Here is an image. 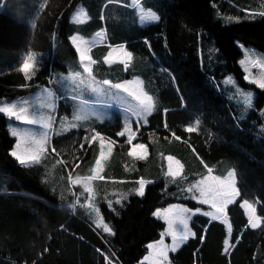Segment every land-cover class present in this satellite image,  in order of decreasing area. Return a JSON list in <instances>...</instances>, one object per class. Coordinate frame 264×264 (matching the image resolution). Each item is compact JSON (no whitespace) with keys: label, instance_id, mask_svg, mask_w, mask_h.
<instances>
[{"label":"trees","instance_id":"1","mask_svg":"<svg viewBox=\"0 0 264 264\" xmlns=\"http://www.w3.org/2000/svg\"><path fill=\"white\" fill-rule=\"evenodd\" d=\"M79 1L0 0V58L5 61L0 60V101L28 94L35 82H47L53 70H67L68 56L76 54L68 24ZM143 2L160 14L128 45L142 68L137 72L158 101L145 128L156 129L164 141L173 136L175 141L165 147L175 142L176 150L186 143L207 163L228 159L237 171L240 189L228 206L231 250L225 251L226 223L199 214L192 223L195 235L163 264H264V134L257 126L262 121L264 88L245 80L240 65L244 53L238 44L242 41L264 50V0ZM32 51L43 53L42 67L28 78L20 70V61ZM229 73L257 88L256 108L247 119L237 117L219 87ZM9 119L0 112V264H147L140 261L149 243L166 229L156 209L174 202L203 206L189 191L199 176L165 175L148 184L143 195L133 193L114 203L99 199L100 213L112 229L104 233L93 225L94 217L82 210L84 197L76 198L80 187L73 189L68 175L69 192L62 194L63 182L48 176L54 167L45 161L21 164L11 154L16 137L9 130ZM122 127L120 117H115L98 124L97 130L122 140L118 135ZM74 134L73 130L54 135L50 151L69 162L73 156L82 158L79 167L92 159V153L88 141L81 147V137L64 150L62 142L72 141ZM143 140L154 154L155 145ZM56 148L61 150L53 151ZM60 167L68 174L66 164ZM244 200L260 201V228L249 224ZM67 203L75 208L65 207Z\"/></svg>","mask_w":264,"mask_h":264},{"label":"crops","instance_id":"2","mask_svg":"<svg viewBox=\"0 0 264 264\" xmlns=\"http://www.w3.org/2000/svg\"><path fill=\"white\" fill-rule=\"evenodd\" d=\"M145 4L143 0H80L76 4L70 14L68 24V38L76 54L68 56L67 70H53L47 82H35L28 94L0 101V108L6 101L16 105L14 110L21 118L16 117L14 122L21 126L20 131L26 133L22 137L14 135L16 142L12 152L15 151L16 143L20 139L24 141L28 136H32V140L36 141L37 137L40 138L42 134L50 135L46 141L51 143V137L53 139L54 135L66 134L74 130V136L80 137L81 132L87 131L90 134L87 140V150L90 149L92 153L90 168L83 169V162L78 167L82 158L78 159L73 156L70 158L71 163L66 159L68 162L66 164L67 175L69 181L76 178L107 182L106 193L111 203L120 202L133 193L138 194L141 180L144 182V194L148 184L162 179L165 175H197L199 178L189 187L190 196L206 210L205 212L194 210L191 212L189 225L192 233L188 230V239L184 240L181 246L195 235L192 223L195 216L201 214L207 216L210 221L221 220L226 223L228 234L225 244L227 250H231L233 248L232 227L228 217V206L240 195L238 175L232 163L228 159H222L214 164L207 163L194 148H190L186 143L176 150L175 142L174 145L165 147L166 142L175 141L173 136H167L169 140L164 141L161 133L156 129L145 128L149 124V117L158 105V101L146 88L142 74L137 72L142 68L137 65L128 47L130 42L139 38L143 26L157 21L149 18L155 16L160 19V14ZM33 56L35 60L31 63L34 66L29 68L26 75L28 78L35 77L42 67V55L39 53ZM26 58H23V61ZM20 64L22 67V62ZM104 81L109 83L104 84ZM115 84L125 85L128 92L112 87ZM136 95L145 100L146 97L152 98L153 108L150 113L142 111L140 101L135 98ZM61 107L67 111L69 108L70 112L61 114L63 113ZM21 108L25 109L23 113L20 112ZM115 117H120L122 123L123 118L134 119L137 124L136 133L141 130L140 135H136L132 129L127 128L123 136L118 132L119 137H122L121 140L97 130L98 124ZM34 119L38 122L29 123ZM143 138L154 140L153 142L156 143L154 154L150 147L148 149L147 145L142 144L145 143ZM98 160L99 162L106 160L109 163L107 164L108 173L94 171V164ZM52 170L57 171L56 167L49 169V172L52 173ZM61 172H63L62 169ZM121 186L124 190L119 189ZM79 187L77 191L80 193L76 195V198L78 199L80 194L84 197L81 204L82 210L94 217V224L97 221H104L109 226L100 210H96L99 198L91 201L90 190L87 186L80 185ZM209 188L211 190H208ZM194 191L198 192L197 197L193 195ZM202 191L203 194H201ZM229 199L231 202H226ZM245 201L247 204L244 203ZM248 203V200L242 202L248 220L254 218L259 224L257 228H260L263 223L261 216L256 214L257 209L253 206L254 204L249 208ZM213 204L223 206V213L217 212ZM64 205L67 208H75L74 203ZM184 205L187 204L174 202L156 209L155 214L166 222L167 228L169 222L159 217L158 214L164 209L172 211L175 213V223H181L180 216L185 211ZM213 215L218 218L214 219ZM96 227L104 233L112 232L110 226L108 228L111 231H105L97 225ZM182 228L184 225L180 224L179 230ZM163 237L162 233L157 240ZM165 240L171 243V235L167 234ZM150 243L149 251H151ZM177 249L171 250L168 258L149 263L144 262L143 257L140 262L147 264L169 262L171 253Z\"/></svg>","mask_w":264,"mask_h":264},{"label":"rangeland","instance_id":"3","mask_svg":"<svg viewBox=\"0 0 264 264\" xmlns=\"http://www.w3.org/2000/svg\"><path fill=\"white\" fill-rule=\"evenodd\" d=\"M239 46L241 47V49L243 50V56L240 59V65L244 70V75H245V80L248 83L254 84L257 87L260 88H264L260 86V83L264 82V50L260 49L259 47L255 46V45H246L244 44L242 41H238ZM43 54L41 51H32L30 53H26L25 56H23L21 58V61H23V58H26V56L28 57L29 55H31L33 57V61L35 60L33 55H38V54ZM0 60L5 64V61L0 58ZM32 61V62H33ZM219 87L221 89V91L225 94V96L228 98V100L233 104V106L235 107L236 110V114L237 117L240 119H247L249 118L250 114L252 113L253 109L256 108V99H257V88L254 86H249V85H245L243 84L238 77L236 76V74L234 73H229L228 75H226L219 84ZM249 100H250V104H249ZM4 104L1 106L2 107H6L8 106L10 103L12 102H3ZM260 114H261V120L260 122L257 123L258 126V130L260 133L264 134V106L259 109ZM9 116V130L10 132L13 134L14 132L17 133V136L22 137L23 135H25L26 133H23L22 131H20L19 129L21 128L20 125H17L14 122V119H16V117L11 116L10 114L6 113ZM64 115V112L61 113ZM112 120V119H111ZM121 120V118H120ZM137 124L134 121V119H126L123 118V127L122 129L119 131V133L123 132L125 133L127 128H130L133 130V132L136 133V128ZM140 131L138 130L136 135L139 134L140 135ZM58 135H62V134H57ZM50 135H46V134H42L40 138L37 137V140L34 141L32 140V136H28L24 141H20L16 143V148H15V152L17 153V156L23 158L26 163L28 165H34L39 161H45L48 167H56L57 171L52 172L51 174H48L49 179L53 180V179H57L59 182H63V187H61V193L62 194H66L67 192H69V186H67V179L68 177L66 176L67 174H65L64 168H63V172H61V168L60 164L63 162L64 164H67L68 162L66 161V158L64 159L63 156L61 157H57V156H53L51 154V146H53V139L51 137V143H47V138ZM52 136V135H51ZM90 134L85 131V132H81L80 133V144L81 147H83V142L87 141L89 138ZM79 138V136H74L72 139V141H64L62 142L64 150L67 149L69 146L71 147L72 144L74 143V141H76V139ZM38 141H43L42 145H38L36 142ZM154 141V140H153ZM153 141H151L153 144ZM139 143H142L140 141H137ZM145 144L147 145L148 149H149V143L144 141ZM41 149V150H37V149ZM61 150L56 148V151ZM63 150V149H62ZM14 151V150H13ZM32 156H37L38 159L33 160L31 159ZM62 161V162H61ZM90 162H91V158H88L84 161V165H83V169H87L90 168ZM109 163L106 160H101L99 162V164L95 163L94 164V171L95 172H109ZM73 181H75L76 183H73ZM71 183V187L73 189H75V187L80 186V185H84L87 186V188L90 190V196H91V201H95L96 198H99L100 200H107L109 203H111V201L108 198V194L106 193V188L108 187V183L107 182H97V181H93L92 179L89 180H82V179H76V178H72V180L70 181ZM66 185V187H65ZM65 187V188H64ZM120 190H124V187L121 186L119 187ZM202 189V188H201ZM77 190V189H76ZM208 190H211V188H209ZM198 192L194 191L193 195L195 197H197ZM81 195V194H80ZM93 198V199H92ZM249 201V205L252 206V204H254L253 206L256 207L257 209V204L255 202H252L250 200ZM185 207V211L181 214V223L176 222L175 223V213H173L172 211H167V210H162L161 213H159V217L166 219L169 223V226L163 231L164 237L160 240H154L153 242L150 243V248L151 251H149L143 258L144 262H155L156 260H162L164 258H168V253L173 250V244H174V237L177 238L176 243H175V249L176 248H180L181 247V243L184 240H179L178 238L181 236V234L185 231V226L187 229V232L189 230V232L192 233V228L189 225L190 224V218H191V212L194 211H198V212H205L206 208L199 206L197 208H192L188 205H184ZM96 210H100V208L98 206H96ZM257 214V211H256ZM247 215V214H246ZM258 215V214H257ZM262 222H263V218L261 217ZM253 221H255L254 218H252ZM260 220V219H259ZM180 224L184 225V228H182V230H179V226ZM263 224V223H262ZM94 226H98L101 227L103 229H105V227H109L107 226L106 223H104V221H97L95 224H93ZM97 228V227H96ZM109 229V228H108ZM170 234L172 237L171 243L166 241V235ZM189 236V235H188ZM108 260H111V258L109 256H107Z\"/></svg>","mask_w":264,"mask_h":264},{"label":"snow or ice","instance_id":"4","mask_svg":"<svg viewBox=\"0 0 264 264\" xmlns=\"http://www.w3.org/2000/svg\"><path fill=\"white\" fill-rule=\"evenodd\" d=\"M149 19L158 20L159 18H158V17H155V16H152V17L149 18ZM81 55H83V54H81ZM32 61H33V57H32L31 55H29V56L26 58V60L22 61V67H21L20 70L23 71V72L25 73V75H27L29 68L34 66V65L31 63ZM85 70H86V71H89V69H85ZM78 75H79V74H77V76H78ZM29 78H30V77H29ZM103 83H104V84H108L109 82H108V81H104ZM260 86H261V87H264V82L260 83ZM112 87H114V88H116V89H123L125 92H128V88L125 87V85H123V84H115V85H112ZM135 98H136L137 100L140 101L142 111H144V112H148V113H150V112L152 111L153 105H152V103H151V99H152L151 97H146V100H145V99H142L141 96L136 95ZM249 104H250V100H249ZM15 108H16V105H15V104H9V105L6 106V107H2V108H0V112L8 113V114H10L11 116L17 117V118L19 119V118H21V117H20V116L17 114V112L14 110ZM24 111H25L24 108H21V109H20V112H21V113H23ZM36 122H38V121L35 120V119L29 121V123H36ZM188 131H192V129L189 128ZM13 135H17V133L14 132ZM119 135L123 136L124 133L121 132ZM36 143H37L38 145H42V144H43V141H38V142H36ZM140 147H143V145H140ZM37 150L39 151V150H41V149L38 148ZM53 151H55V149H53ZM11 154H12L13 156L17 157V159L19 160V162H20L21 164H25V163H26V161H25L23 158L17 156V153H16L15 151H13ZM101 156H103V153H101ZM31 159L36 160V159H38V157H37V156H32ZM169 159H171V157H169ZM97 164H99V160L97 161ZM73 183H76V182L73 181ZM143 187H144V182L141 180V181H140V189H139V191H138V194H139V195H143ZM197 187H199V185H197ZM189 191H191V189H189ZM201 194H203V191L201 192ZM226 202L230 203L231 200L229 199V200L226 201ZM205 203H207V201H205ZM244 203L247 204V201H245ZM213 207L217 209V212L223 213V211H224L223 206H217L216 204H213ZM248 207L251 208V205H248ZM253 211H254V210H253ZM213 218L216 219V218H218V217H217L216 215H213ZM249 222H250V224H251V226H252L253 228H257V227H259L258 222H255V221H253L252 219H250ZM104 230H105V231H111V230L108 229L107 227H105ZM178 239H179V240H187V239H188V233H187L186 226H185V231L181 234V236H180ZM176 240H177V238L174 237L173 250H175V243H176ZM225 251H227V249H225Z\"/></svg>","mask_w":264,"mask_h":264}]
</instances>
